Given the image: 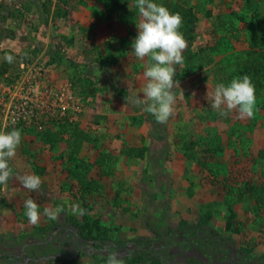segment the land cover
Returning a JSON list of instances; mask_svg holds the SVG:
<instances>
[{
  "label": "rangeland",
  "instance_id": "rangeland-1",
  "mask_svg": "<svg viewBox=\"0 0 264 264\" xmlns=\"http://www.w3.org/2000/svg\"><path fill=\"white\" fill-rule=\"evenodd\" d=\"M109 1L0 0V131L22 132L14 174L0 184V264H104L111 252L123 264L140 253L132 264H264V113L211 107L215 84L236 77L222 57L260 46L263 0H160L182 17L186 41L175 65L172 155L143 131L168 121L133 102L149 62L131 49L135 0L119 8L133 23ZM75 159L87 164V193L72 175ZM28 174L40 177L38 189L23 185ZM28 199L40 210L35 224ZM56 207L55 218L44 214ZM206 211L208 224L195 229Z\"/></svg>",
  "mask_w": 264,
  "mask_h": 264
},
{
  "label": "clouds",
  "instance_id": "clouds-1",
  "mask_svg": "<svg viewBox=\"0 0 264 264\" xmlns=\"http://www.w3.org/2000/svg\"><path fill=\"white\" fill-rule=\"evenodd\" d=\"M140 19L136 23L137 34L131 42L135 56L143 60L149 58L144 67V84L142 97L133 102L140 106L141 111L151 114L159 123H165L174 111L176 102L173 91L175 65L183 63L182 51L186 41L180 31L182 17L171 12L160 0H135ZM5 62L12 64L14 56L5 53ZM211 107L220 115H227L236 110L241 117L253 115L256 104L254 85L248 75L232 78L229 82L215 84L211 93ZM22 132L18 128L11 131H0V184L6 183L14 174L10 167V159L16 155L21 143ZM23 185L36 190L41 185V179L36 174L20 177ZM25 215L29 222L35 224L39 220L40 210L33 199L25 201ZM62 211L61 207L45 208L44 214L55 218ZM83 211L82 209L80 210ZM106 264H123L119 254H108Z\"/></svg>",
  "mask_w": 264,
  "mask_h": 264
},
{
  "label": "trees",
  "instance_id": "trees-1",
  "mask_svg": "<svg viewBox=\"0 0 264 264\" xmlns=\"http://www.w3.org/2000/svg\"><path fill=\"white\" fill-rule=\"evenodd\" d=\"M124 1L125 0H110L108 2V5H110L111 7L110 11L113 12L115 16L120 19V21L122 20L127 23H133L131 16H130L131 13H126V11L119 12V8L125 6ZM255 35H256L257 41L260 43V46L245 50V52L243 53L244 55L238 54V53L234 55L231 54L232 56H234V57H231L232 60H229V58H227L229 56L224 55L222 57V61L225 60L224 62L227 65L226 66L227 69H229V73H234L236 77H239L245 74L250 77L251 82L254 85V89H255V96H256L255 106L264 111V16L259 18L256 22ZM225 58L229 61L226 62ZM230 64L235 65V66L232 67ZM75 160H70V161H75ZM77 162L79 163L76 164ZM74 164H75L76 170L71 171L72 175L79 179L81 183L80 187H82L81 190L84 193H87L91 189L90 185L93 184L90 181L83 182V179H82L84 175V171L87 169L86 167L87 164H85L83 160L81 159L76 160ZM77 169H79V172H77ZM211 217H212L211 212H207V211L204 212L201 215V217H199V220H197L196 224H194L193 227L195 229L203 228L206 224H208ZM227 217L229 218L227 227L230 228L231 220L235 217V215L234 213H230L229 216ZM231 229H235V228L231 227ZM144 257H145V254L143 253L137 254L133 257V259H131V261H128L126 264H132L134 261H140ZM106 260L107 259H103L102 262L106 264ZM151 263L161 264L159 258H155V257L151 258Z\"/></svg>",
  "mask_w": 264,
  "mask_h": 264
},
{
  "label": "crops",
  "instance_id": "crops-1",
  "mask_svg": "<svg viewBox=\"0 0 264 264\" xmlns=\"http://www.w3.org/2000/svg\"><path fill=\"white\" fill-rule=\"evenodd\" d=\"M127 61H129V59H127ZM130 61H132V60H130ZM133 65H135V64H133ZM130 73L131 72L129 71V69H127V70H125L123 72V75H129ZM144 82H146V80ZM186 108H187V106H186ZM186 108L183 109V110H185V112H186ZM259 110H261V109L259 108ZM261 111L264 113L263 110H261ZM174 120H175V117H174ZM167 121H168V124H169V126L167 125V127H165V129H167V130H164V127H162V126L158 127V126L155 125L154 128H155V132L156 133L148 134V130L147 129H151V127H150V125H145L146 128H145V130L143 129V131L145 133L144 137H145V142L146 143H150V142L159 143V144H161L162 147L164 145H169V146H171V148H170V152H168V153L170 155H172L173 154L172 151H174L173 148H172V144L177 143L176 142V139H177V129L176 128L177 127L175 126L174 122H173V125H172V117L171 116L169 117V119ZM207 151H208V148H207ZM186 161H187V159H186ZM186 172L184 173V175L186 174ZM192 175L193 174H190V176H192ZM180 176H183V175H179L178 174V177H180ZM185 177L187 178V181L190 183V185H195L196 184V182L194 180H192L191 178H189L187 176V174L185 175ZM193 177H194V175H193ZM184 189L188 190L187 186ZM193 193L195 194V190H193ZM187 194H188V192H187ZM191 195H192V193H191ZM188 197H191V196L188 195ZM192 197H193V195H192ZM191 201L192 200H190V202ZM192 207H194L193 203L191 204V208Z\"/></svg>",
  "mask_w": 264,
  "mask_h": 264
},
{
  "label": "built area",
  "instance_id": "built-area-1",
  "mask_svg": "<svg viewBox=\"0 0 264 264\" xmlns=\"http://www.w3.org/2000/svg\"><path fill=\"white\" fill-rule=\"evenodd\" d=\"M63 96H64V92H63V91H61V92H59V94H57V97H58V99H59L60 101H62ZM62 109H63V108H62ZM60 114H61V115L63 114V110H62V112H61V110H60Z\"/></svg>",
  "mask_w": 264,
  "mask_h": 264
}]
</instances>
